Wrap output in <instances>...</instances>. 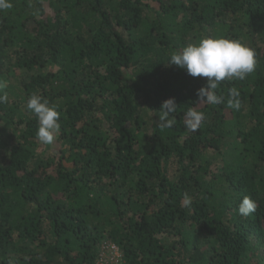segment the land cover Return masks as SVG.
<instances>
[{"label":"trees","instance_id":"1","mask_svg":"<svg viewBox=\"0 0 264 264\" xmlns=\"http://www.w3.org/2000/svg\"><path fill=\"white\" fill-rule=\"evenodd\" d=\"M11 3L0 10V264H96L105 242L124 264H264V0ZM208 37L240 40L258 60L218 84L217 105L199 102L207 78L169 65ZM33 94L60 112L51 145L37 139ZM170 98L175 123L162 128ZM190 108L206 116L195 132ZM245 196L258 204L247 217Z\"/></svg>","mask_w":264,"mask_h":264},{"label":"clouds","instance_id":"2","mask_svg":"<svg viewBox=\"0 0 264 264\" xmlns=\"http://www.w3.org/2000/svg\"><path fill=\"white\" fill-rule=\"evenodd\" d=\"M11 0H0V10L12 8ZM256 51L237 39L208 37L201 39L198 44H189L182 50L173 51L170 54L169 65L185 69L192 77L207 78V85L197 90L199 102H206L209 105H217L224 102L222 96L217 95L216 89L224 80H244L253 73L257 67ZM7 87L5 82L0 81V104L8 101V95L3 90ZM231 99L228 106L234 110L241 108V101L238 99L239 92L236 89L230 90ZM174 98L163 102L161 106L160 127H172L174 119H168L170 114L176 110ZM27 108L32 111L38 119L37 139L46 145H51L60 132V112L54 105L40 95L33 94L27 101ZM186 115L185 126L195 132L203 124L206 116L202 111L190 108ZM187 198V194H186ZM258 204L251 197L245 196L239 204L238 212L241 216L247 217L255 212Z\"/></svg>","mask_w":264,"mask_h":264},{"label":"built area","instance_id":"3","mask_svg":"<svg viewBox=\"0 0 264 264\" xmlns=\"http://www.w3.org/2000/svg\"><path fill=\"white\" fill-rule=\"evenodd\" d=\"M96 264H124L123 253L111 242H105Z\"/></svg>","mask_w":264,"mask_h":264},{"label":"rangeland","instance_id":"4","mask_svg":"<svg viewBox=\"0 0 264 264\" xmlns=\"http://www.w3.org/2000/svg\"><path fill=\"white\" fill-rule=\"evenodd\" d=\"M258 254L261 256H264V248L263 247L260 248V251L258 252ZM253 262L256 263V261H253Z\"/></svg>","mask_w":264,"mask_h":264}]
</instances>
